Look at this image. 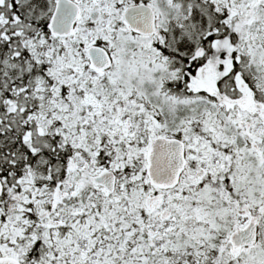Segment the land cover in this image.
I'll use <instances>...</instances> for the list:
<instances>
[{
  "label": "snow or ice",
  "instance_id": "1",
  "mask_svg": "<svg viewBox=\"0 0 264 264\" xmlns=\"http://www.w3.org/2000/svg\"><path fill=\"white\" fill-rule=\"evenodd\" d=\"M0 264H264V0H0Z\"/></svg>",
  "mask_w": 264,
  "mask_h": 264
}]
</instances>
